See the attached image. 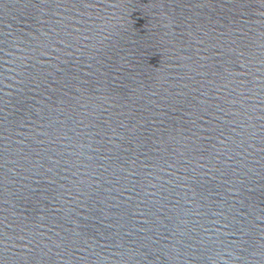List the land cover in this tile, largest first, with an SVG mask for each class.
<instances>
[{
  "label": "water",
  "instance_id": "water-1",
  "mask_svg": "<svg viewBox=\"0 0 264 264\" xmlns=\"http://www.w3.org/2000/svg\"><path fill=\"white\" fill-rule=\"evenodd\" d=\"M0 264H264V0H0Z\"/></svg>",
  "mask_w": 264,
  "mask_h": 264
}]
</instances>
